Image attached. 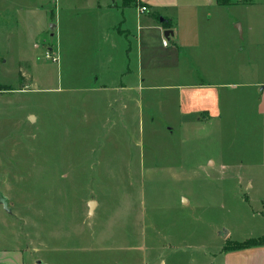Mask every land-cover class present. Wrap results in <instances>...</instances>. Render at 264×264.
<instances>
[{
  "label": "rangeland",
  "instance_id": "1",
  "mask_svg": "<svg viewBox=\"0 0 264 264\" xmlns=\"http://www.w3.org/2000/svg\"><path fill=\"white\" fill-rule=\"evenodd\" d=\"M230 1L223 16L241 39L243 23L264 19L244 6L264 0ZM14 22L1 15L0 47L30 57L21 66L34 79L19 66L6 82L24 91L0 93V180L11 197L10 210L0 203V234L10 246L42 264H182L172 248L215 250L218 225L239 240L264 230V169L246 163L253 141L197 114L184 119L173 97L164 106L172 76L155 82L145 113L128 116L89 88L106 70L96 79L87 58L60 52L57 35L35 48ZM239 177L254 185L242 195Z\"/></svg>",
  "mask_w": 264,
  "mask_h": 264
},
{
  "label": "crops",
  "instance_id": "2",
  "mask_svg": "<svg viewBox=\"0 0 264 264\" xmlns=\"http://www.w3.org/2000/svg\"><path fill=\"white\" fill-rule=\"evenodd\" d=\"M142 6L147 11L142 12ZM226 6L217 0H136L130 4L127 0H0V17L13 18L14 29H20V37L35 48H40V40L46 43L57 35L60 52L79 54L82 61L87 58L96 79L102 68L106 70L102 81L90 83L89 88L105 92L114 103L111 106L120 105L128 116L158 99L155 82L172 76L177 82L162 88L167 90L165 101L159 96L163 105L171 104L173 97L184 119L197 114L198 121L233 127L236 136L253 141L254 155L249 153L247 165L264 169V19L255 14L256 27L249 23L245 28L243 23L244 36L239 39L230 24L234 18L223 16ZM244 7L250 13L264 12L261 3ZM0 52V93L24 91L6 78L16 75L20 66L24 78L33 80L31 71L21 66L30 57L15 60L9 50L0 47ZM235 179L240 195L254 187L252 181L245 187L240 177ZM0 189L10 205L1 180ZM244 198L248 200V193ZM224 229L218 225L214 230L219 237L215 250L191 251L184 241L172 251L180 252L182 264H264V244L226 250L222 239L244 241L261 237L264 230L239 240L230 238L228 230L221 237ZM11 245L0 234V264L43 263L28 247Z\"/></svg>",
  "mask_w": 264,
  "mask_h": 264
},
{
  "label": "trees",
  "instance_id": "3",
  "mask_svg": "<svg viewBox=\"0 0 264 264\" xmlns=\"http://www.w3.org/2000/svg\"><path fill=\"white\" fill-rule=\"evenodd\" d=\"M218 3L220 5H228L230 3H232V1L230 0H217ZM135 3L136 0H127V4H130V3ZM20 75H21V79L25 80L22 72H20ZM4 89V88H2ZM7 89V88H5ZM261 244H264V235H262L261 237H252V238H247L245 239V241H233V242H230L228 243V245H226V250H230V249H243V248H246L248 246H259Z\"/></svg>",
  "mask_w": 264,
  "mask_h": 264
},
{
  "label": "water",
  "instance_id": "4",
  "mask_svg": "<svg viewBox=\"0 0 264 264\" xmlns=\"http://www.w3.org/2000/svg\"><path fill=\"white\" fill-rule=\"evenodd\" d=\"M0 203L4 204L5 208L9 209L10 210V207H9V198L8 196L2 192V190L0 189ZM94 201H90V208L93 209V207L95 206L94 205ZM229 232L227 231H223V236H227Z\"/></svg>",
  "mask_w": 264,
  "mask_h": 264
},
{
  "label": "built area",
  "instance_id": "5",
  "mask_svg": "<svg viewBox=\"0 0 264 264\" xmlns=\"http://www.w3.org/2000/svg\"><path fill=\"white\" fill-rule=\"evenodd\" d=\"M147 8H148L147 6H142V7H141V11H142V12H145V11H147ZM164 44H165V45L168 44L167 39H164Z\"/></svg>",
  "mask_w": 264,
  "mask_h": 264
}]
</instances>
